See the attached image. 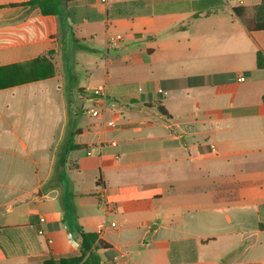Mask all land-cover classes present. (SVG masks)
Here are the masks:
<instances>
[{
	"label": "crops",
	"instance_id": "obj_1",
	"mask_svg": "<svg viewBox=\"0 0 264 264\" xmlns=\"http://www.w3.org/2000/svg\"><path fill=\"white\" fill-rule=\"evenodd\" d=\"M27 1L0 0V264L78 257V227L102 264H264L263 0L184 30L201 0Z\"/></svg>",
	"mask_w": 264,
	"mask_h": 264
},
{
	"label": "trees",
	"instance_id": "obj_2",
	"mask_svg": "<svg viewBox=\"0 0 264 264\" xmlns=\"http://www.w3.org/2000/svg\"><path fill=\"white\" fill-rule=\"evenodd\" d=\"M64 0H29L26 3H23L24 6H29L31 8H39L42 15L45 16H60L62 14V2ZM165 0H163L164 2ZM171 1V0H167ZM160 3V1L152 0H137L129 4L130 7H135L141 10L149 9L153 4ZM224 3V0H201L199 13L193 15L185 23L179 25L176 30L186 29L194 20L200 18L202 15H208L210 12L206 11L202 14V10L214 8L220 6ZM236 15L241 17V9H234ZM249 33L263 32L264 31V0L263 2L256 6L254 9V15L251 21L245 24ZM83 50H87L82 47ZM256 63L257 68L264 69V51L259 50L256 54ZM264 102V97H263ZM76 133L73 129L68 132L66 142H65V151L68 152L71 149L77 148L74 144V136ZM261 210V223L260 230L264 231V205L260 207ZM78 234L80 236V255L78 257L67 258L65 261H60V263L66 264H102L101 259L96 254L95 246L99 244L100 246L106 248V244L98 240L97 233L86 232L82 227H78Z\"/></svg>",
	"mask_w": 264,
	"mask_h": 264
},
{
	"label": "built area",
	"instance_id": "obj_3",
	"mask_svg": "<svg viewBox=\"0 0 264 264\" xmlns=\"http://www.w3.org/2000/svg\"><path fill=\"white\" fill-rule=\"evenodd\" d=\"M117 39H121L120 37H117ZM238 81L243 82L245 81V77H240ZM91 96L93 97L94 100L102 99L106 96V88L104 86H99L90 91ZM89 113L94 117V118H100L101 117V112L94 106L89 110ZM109 127H114L115 123L113 121H110L107 123ZM90 155V153H89ZM106 203V202H104ZM109 210V209H108Z\"/></svg>",
	"mask_w": 264,
	"mask_h": 264
},
{
	"label": "rangeland",
	"instance_id": "obj_4",
	"mask_svg": "<svg viewBox=\"0 0 264 264\" xmlns=\"http://www.w3.org/2000/svg\"><path fill=\"white\" fill-rule=\"evenodd\" d=\"M123 10V9H122ZM124 10L125 11H129V12H132V13H142V12H145V10H141V9H138V8H128V7H125L124 8ZM147 11V10H146ZM78 102H73V104H72V108L74 109V108H76V107H80L79 109H80V111L82 112V106L80 105V106H78V104H77ZM82 115V114H81ZM69 212L68 213H70L71 215H73L74 213V211H73V208H69V210H68ZM140 264H142L143 262L142 261H140L139 262Z\"/></svg>",
	"mask_w": 264,
	"mask_h": 264
}]
</instances>
